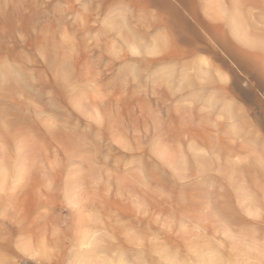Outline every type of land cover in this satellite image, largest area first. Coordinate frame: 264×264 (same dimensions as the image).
<instances>
[{
    "label": "rangeland",
    "instance_id": "1",
    "mask_svg": "<svg viewBox=\"0 0 264 264\" xmlns=\"http://www.w3.org/2000/svg\"><path fill=\"white\" fill-rule=\"evenodd\" d=\"M0 264H264V0H0Z\"/></svg>",
    "mask_w": 264,
    "mask_h": 264
},
{
    "label": "crops",
    "instance_id": "2",
    "mask_svg": "<svg viewBox=\"0 0 264 264\" xmlns=\"http://www.w3.org/2000/svg\"><path fill=\"white\" fill-rule=\"evenodd\" d=\"M132 7V6H131ZM134 8V7H133Z\"/></svg>",
    "mask_w": 264,
    "mask_h": 264
}]
</instances>
